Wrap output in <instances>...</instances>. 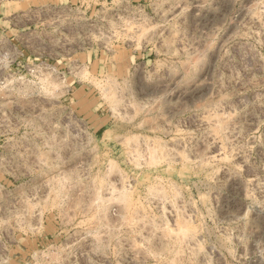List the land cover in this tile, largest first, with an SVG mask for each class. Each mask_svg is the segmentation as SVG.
Segmentation results:
<instances>
[{"label":"rangeland","instance_id":"obj_1","mask_svg":"<svg viewBox=\"0 0 264 264\" xmlns=\"http://www.w3.org/2000/svg\"><path fill=\"white\" fill-rule=\"evenodd\" d=\"M0 264H264V0H0Z\"/></svg>","mask_w":264,"mask_h":264}]
</instances>
